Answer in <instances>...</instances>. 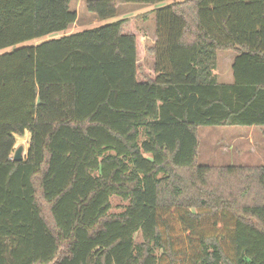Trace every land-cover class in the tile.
Here are the masks:
<instances>
[{
	"label": "trees",
	"instance_id": "1",
	"mask_svg": "<svg viewBox=\"0 0 264 264\" xmlns=\"http://www.w3.org/2000/svg\"><path fill=\"white\" fill-rule=\"evenodd\" d=\"M170 1H87L167 3L145 47L131 19L68 34L73 0H0V264H264V166L199 165L201 127H264V0Z\"/></svg>",
	"mask_w": 264,
	"mask_h": 264
},
{
	"label": "rangeland",
	"instance_id": "2",
	"mask_svg": "<svg viewBox=\"0 0 264 264\" xmlns=\"http://www.w3.org/2000/svg\"><path fill=\"white\" fill-rule=\"evenodd\" d=\"M88 0H73L71 9L76 12L78 20L74 27L68 31V34L79 33L86 30L100 28L109 24L119 22L123 19H131L137 26L140 40L146 47H151L156 43L157 14L156 10L165 4L148 5V4H123L118 7L114 17L106 20L96 18L87 10L86 3ZM184 0H171L173 2H182ZM72 32V33H71ZM62 35H51L45 40L59 38ZM41 41L29 42L24 47L38 45ZM9 51V50H7ZM5 51L0 52V55ZM222 53L220 54V56ZM148 67L152 68L151 57L142 58ZM223 62V64H222ZM218 80L221 83H232V73L225 78L223 70L227 61H222ZM220 63V60H219ZM217 72V70H216ZM230 80V81H229ZM200 149L199 165L200 166H264V127H201L199 129ZM145 140L144 131H142L140 143ZM30 135L26 133L23 138H17L15 147L24 146L27 155L29 149ZM129 202L122 200L117 196L111 198V215L123 213ZM137 243L142 242L141 233L135 237Z\"/></svg>",
	"mask_w": 264,
	"mask_h": 264
},
{
	"label": "crops",
	"instance_id": "3",
	"mask_svg": "<svg viewBox=\"0 0 264 264\" xmlns=\"http://www.w3.org/2000/svg\"><path fill=\"white\" fill-rule=\"evenodd\" d=\"M76 24V23H75ZM75 24L72 26V27H74L75 26ZM72 33V32H71ZM221 54V53H220ZM220 54H219V57H218V68H217V72L215 71V74L217 75V77H218V75H219V72H218V69H219V71H220V67H221V62L222 61H227L228 63H227V65H225V70H223L224 72H223V75H225L226 77L225 78H227L231 73H232V77H233V72H232V64H233V61H234V59H235V57H236V55L234 54V53H222V55L220 56ZM219 60H220V63H219ZM222 64H223V62H222ZM230 81V80H229ZM233 81H234V77H233ZM233 81H232V83H233ZM227 84H230V83H227ZM29 134V133H28ZM30 135V134H29ZM26 157V156H25Z\"/></svg>",
	"mask_w": 264,
	"mask_h": 264
},
{
	"label": "water",
	"instance_id": "4",
	"mask_svg": "<svg viewBox=\"0 0 264 264\" xmlns=\"http://www.w3.org/2000/svg\"><path fill=\"white\" fill-rule=\"evenodd\" d=\"M24 153H25L24 146H19L18 148L15 149V153H14V156H13V160L15 162H22V161H24V159H25Z\"/></svg>",
	"mask_w": 264,
	"mask_h": 264
}]
</instances>
